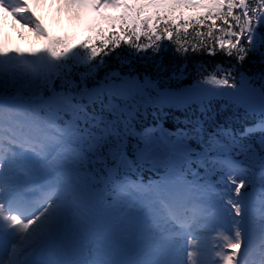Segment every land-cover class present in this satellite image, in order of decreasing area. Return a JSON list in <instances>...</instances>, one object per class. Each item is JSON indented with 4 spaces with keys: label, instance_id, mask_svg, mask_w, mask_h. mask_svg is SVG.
Masks as SVG:
<instances>
[{
    "label": "snow or ice",
    "instance_id": "6c2138e0",
    "mask_svg": "<svg viewBox=\"0 0 264 264\" xmlns=\"http://www.w3.org/2000/svg\"><path fill=\"white\" fill-rule=\"evenodd\" d=\"M46 2L0 0L49 40L25 54L0 39V264H264V104L239 132L212 111L244 87L264 100V73L244 70L253 56L264 64V0H54L95 15L78 44L49 38L33 7ZM169 47L230 65L197 70L194 126L138 131L143 102L174 97L133 62ZM143 169L156 179L133 177ZM128 249L136 258H115Z\"/></svg>",
    "mask_w": 264,
    "mask_h": 264
},
{
    "label": "trees",
    "instance_id": "16d2710c",
    "mask_svg": "<svg viewBox=\"0 0 264 264\" xmlns=\"http://www.w3.org/2000/svg\"><path fill=\"white\" fill-rule=\"evenodd\" d=\"M258 32L261 36H264V25L258 29ZM91 34L90 28L85 31L83 39ZM56 39L61 40L60 37ZM83 39H81V41ZM123 55L128 54L125 52ZM217 63H222L226 67L230 65V62L223 56L208 57L203 55H191L182 58L176 55L172 48L169 47L168 50L163 52L158 58H149L146 56L142 60H135L132 66V72L140 77H150L153 80H157L161 89L176 90L180 87L190 86L194 82H197V70L201 66H206L209 70H212ZM109 64L113 69L119 67V64L112 58H109ZM182 70L185 75L176 78V74H179ZM244 70H246L250 76H258L264 73V64L259 62L258 57L253 56L246 62ZM104 71L105 70H101L98 79L103 77ZM121 71L128 72L129 68L125 66ZM91 84L92 82L90 81L89 86H91ZM145 108H148V110L143 113H138V119H135L134 122L138 131L148 126L155 127L157 122H160L161 129L166 130L169 134H173L176 133L178 129L191 128L194 126L197 118H203L200 109L195 104H188L183 108L167 106L156 107L148 104ZM151 109L155 110L154 115H151ZM212 111L215 114V121L217 123L225 128H232L235 132L242 131L245 127L255 124L257 120L261 118L259 113L246 111L244 108L236 106L233 103H228L225 99H215L212 105ZM208 130L212 131V128ZM248 140L250 141L251 138L246 141ZM131 145L132 141L129 142V148H131ZM150 171L149 169L140 170L133 174V177H138L141 180L156 178L154 174L149 175Z\"/></svg>",
    "mask_w": 264,
    "mask_h": 264
},
{
    "label": "rangeland",
    "instance_id": "374dc122",
    "mask_svg": "<svg viewBox=\"0 0 264 264\" xmlns=\"http://www.w3.org/2000/svg\"><path fill=\"white\" fill-rule=\"evenodd\" d=\"M63 7V5H62ZM63 9H65L63 7ZM67 10V9H66ZM70 13V10H67ZM111 15H118L116 12L109 13ZM52 23L50 26V29H48L49 38L52 40H56L57 37H60L61 40L64 41H71L73 43L78 44L81 39L84 37L85 31L92 28L93 25L96 23V17L94 14H84V15H76L74 17H69L66 19V17L63 19V24H55L54 22L58 20V13L54 12L51 15ZM11 30V29H10ZM10 33H14L13 31H10ZM15 39H17L16 48L23 51L25 54L35 51L36 49L44 48L48 45L49 40H46L40 36H38L34 31H30L28 28L26 29H20L17 30L15 33ZM28 35H30L32 38L28 39ZM14 35L12 37L11 46L14 43ZM25 41L26 45H23L21 40ZM6 46L7 44L4 43ZM10 45V44H9ZM8 47V46H7ZM10 48H14L13 46ZM170 93L173 94L174 101L167 103V104H160L157 99H153L152 101H145L143 102V106L141 107L139 113H143L148 110V108H145L148 104H151L156 107H174V108H183L186 105H188V101L192 97L200 96L203 94V89L197 87V82H194L190 86H183L176 90H168ZM155 93H153V96L155 97ZM216 99H225L228 103L230 100H235L234 105L238 106L240 103H243L245 107L249 110L255 113H259L258 109L261 107L262 104H264V100H262L261 97L256 95L251 90L247 89L246 87L242 88L240 91L236 93H229L228 97H217ZM245 109V108H244ZM256 110V111H253ZM151 115L155 113V110L151 109ZM136 119L138 117L136 116ZM250 139V138H249ZM256 138L251 137V140L246 141V143H253L255 144ZM134 141H132L131 148L134 146ZM193 146V145H192ZM194 147V146H193ZM259 145H257V149L259 150ZM130 148V149H131ZM196 148V147H194ZM23 159L29 163L33 162V157L30 154H25ZM246 163L247 161H242ZM223 187V186H221ZM230 193H227L229 195ZM223 201H218L217 206L223 209ZM225 219H227V213H224ZM245 234H247L245 232ZM248 236H245V239L247 240ZM115 258L119 261H128L131 259L136 258L137 253L135 249H128L125 252H118L115 253ZM69 261L74 259V254H69L67 257Z\"/></svg>",
    "mask_w": 264,
    "mask_h": 264
},
{
    "label": "bare ground",
    "instance_id": "6f19581e",
    "mask_svg": "<svg viewBox=\"0 0 264 264\" xmlns=\"http://www.w3.org/2000/svg\"><path fill=\"white\" fill-rule=\"evenodd\" d=\"M35 8V11L37 15L40 17L41 22L45 26V28L48 30L50 29V26L52 23L51 15L54 12L58 13V20H56L54 23L55 24H63V19L66 17H74L76 13L71 12L70 13L66 10L63 9L62 4L54 2V0H47L46 3H41L38 5L33 6ZM11 29V30H10ZM20 29H26L25 27H21L20 23L16 22L10 15L3 14L2 10H0V39L3 40L4 43L7 44L8 47H14L16 48L17 44V39H15V32ZM29 29V28H28ZM14 33H10V31H13ZM14 35V43L11 46V39ZM31 39L32 37L28 35V39ZM21 40V39H20ZM23 45L25 44L24 40H21ZM10 44V45H9Z\"/></svg>",
    "mask_w": 264,
    "mask_h": 264
},
{
    "label": "water",
    "instance_id": "95a60500",
    "mask_svg": "<svg viewBox=\"0 0 264 264\" xmlns=\"http://www.w3.org/2000/svg\"><path fill=\"white\" fill-rule=\"evenodd\" d=\"M10 103H13V102L10 101Z\"/></svg>",
    "mask_w": 264,
    "mask_h": 264
}]
</instances>
